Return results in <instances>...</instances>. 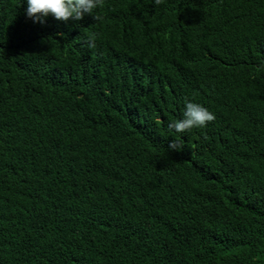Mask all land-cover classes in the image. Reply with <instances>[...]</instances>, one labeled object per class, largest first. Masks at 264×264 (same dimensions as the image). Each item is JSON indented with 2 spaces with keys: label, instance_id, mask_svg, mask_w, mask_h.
<instances>
[{
  "label": "trees",
  "instance_id": "16d2710c",
  "mask_svg": "<svg viewBox=\"0 0 264 264\" xmlns=\"http://www.w3.org/2000/svg\"><path fill=\"white\" fill-rule=\"evenodd\" d=\"M24 7L0 0V264H264V0ZM188 100L215 119L161 161Z\"/></svg>",
  "mask_w": 264,
  "mask_h": 264
},
{
  "label": "clouds",
  "instance_id": "9594fccd",
  "mask_svg": "<svg viewBox=\"0 0 264 264\" xmlns=\"http://www.w3.org/2000/svg\"><path fill=\"white\" fill-rule=\"evenodd\" d=\"M24 14L27 18L31 19L33 23L44 24L49 16L58 21L67 22L70 19L79 21L84 16L91 15L95 20L100 19L96 15V10L102 6V0H23ZM124 63H133V59L120 60L116 62L119 65L122 72L126 71ZM121 64V65H120ZM168 71L176 75L172 79V88L180 89L182 87L198 88L194 85L193 77L190 75L182 76L180 69L177 67L168 66ZM192 100V99H191ZM188 100L184 102V110L182 113H178L176 117L159 116L156 118V122L162 124L165 129H162L164 134L168 136V142L162 145L152 146L151 151L154 155L156 150L169 149L171 152L162 156L163 160L167 163L173 156L180 157L181 151L185 146H181L183 143H187V137L194 131V133H204L210 129V121L215 119V114L211 112V108L201 102H193ZM116 112L120 118V123L126 122L131 113V104L116 103ZM210 109V110H209ZM155 123V122H154ZM208 127V128H207ZM182 141H181V140ZM146 147L150 149L152 142L144 141ZM203 143L199 150L204 149L209 152L210 142ZM199 145V144H198ZM150 151V155H151ZM152 157V156H151ZM157 159V158H156ZM159 162V157L157 159Z\"/></svg>",
  "mask_w": 264,
  "mask_h": 264
}]
</instances>
